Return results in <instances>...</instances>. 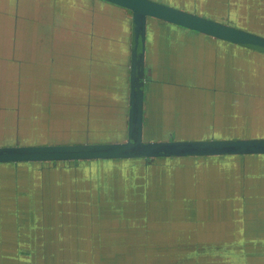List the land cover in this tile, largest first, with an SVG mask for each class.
I'll use <instances>...</instances> for the list:
<instances>
[{
    "label": "crops",
    "instance_id": "obj_1",
    "mask_svg": "<svg viewBox=\"0 0 264 264\" xmlns=\"http://www.w3.org/2000/svg\"><path fill=\"white\" fill-rule=\"evenodd\" d=\"M37 1L23 0V15H14V0H0V55L3 54L0 56V69H8L13 74V79L2 89V95L10 90L13 98V113L10 112L11 118L12 114L14 116L13 129L10 128L13 133L7 136V141H13L8 142L12 145L79 143L85 140L87 132L84 128L89 116H83L80 99L75 96L77 105L65 106L60 102L65 100V92L72 88L77 87L79 93L80 86L86 89L90 86L93 89L87 96L94 104L95 118L99 116V110L100 116L105 114L106 118H115L113 109L109 107L107 110L105 104H113L120 95L126 106L128 17L126 13L115 10L117 15L102 17V25L106 27L97 31L96 10L93 29L92 21L88 22L86 18L85 30H76L71 22L67 25L69 16L64 13L54 14L51 19L49 0H46L47 6L43 2L37 6ZM174 1L188 10L193 8L198 15L210 14V18L221 22L229 19L239 29L264 35L256 30L263 28L260 18L264 13V0H203L201 4L200 0ZM83 4L87 5V2ZM202 7L206 9L201 14ZM77 9L83 13L88 11L80 4H77ZM248 12L253 13L251 21L245 15ZM66 26L71 28L66 29ZM180 52L193 53L186 57ZM147 60L151 81L145 85L143 132L146 140L243 136L241 128L245 126L242 124L251 118L245 115L256 110L255 104L264 105L262 55L186 32L159 33L154 29L147 39ZM11 105L10 100H1L0 119L1 116L5 120L9 118L7 107ZM227 113L232 114L233 123L225 120ZM87 115H90V110ZM15 117L17 124H14ZM121 119L119 126L114 127L112 123L100 128L101 131L104 129L102 136L105 139L117 135L110 141L120 142V136H126V122ZM58 120H69V128L58 130ZM262 128L264 123L259 129ZM92 129L88 130L89 135L98 132L97 126ZM118 129H122L121 134L116 132ZM33 131L37 134L42 132L47 140L41 143L34 138L33 141L19 138L21 132L35 136ZM50 132H62L71 140L53 139ZM262 135L264 132L259 136ZM250 162H256L255 166L261 169L243 178L232 179L234 184L238 183L231 186L232 191L224 190L223 193L213 185H206L204 200L207 201L201 210L194 208L196 204L193 201L187 202L185 209L189 208L192 213L193 207V214L200 218L201 223L196 227V236L195 227H192L188 246L209 248L207 255L213 256L215 250L211 247H221L223 240L235 248L250 245L249 254L234 251L232 261L227 262L264 264V156ZM211 215L215 219L217 216L229 218L232 223L225 226L226 222L218 221L214 225L210 222L212 220H208ZM231 233L229 238L222 237V234ZM221 256L222 252H219L211 258V263L221 264Z\"/></svg>",
    "mask_w": 264,
    "mask_h": 264
},
{
    "label": "water",
    "instance_id": "obj_2",
    "mask_svg": "<svg viewBox=\"0 0 264 264\" xmlns=\"http://www.w3.org/2000/svg\"><path fill=\"white\" fill-rule=\"evenodd\" d=\"M98 1L121 8L129 13L125 140L102 142L105 140H98V138L96 141L95 139L91 141L89 138H85L79 143L63 141L52 144L23 145L16 143L11 146H0V167L2 164H12L11 172L16 175L20 167H25L20 166L21 164L29 163L145 162L146 165H150L153 162H166L175 169L177 178L174 182L162 180L167 185L163 186L165 189H160L157 187V184L161 182L157 178L160 174H152L145 170L143 177L138 180L137 192H123L120 196L121 205L126 206L130 203L129 211L137 209L136 218L134 216L126 220H113L109 216L123 207L116 206L111 210L106 207L107 209L97 210L95 189L91 190L87 196L88 199L79 195L76 196L78 200H74L69 190H63L61 196L63 206L66 208H63L62 221H68V212H76V207L73 208L74 205H78L77 213L84 209V205L89 208L87 214L83 212V216L77 218L80 225L75 224L74 228L67 226L65 228L55 218H48V214H45L42 220L39 219V215L34 216V193L39 191L40 177L43 172L41 169L37 172L33 170L30 176L34 180H31L30 185L24 184L25 179L21 185L13 189V203L17 204H13V215L0 212V264H86V262L101 264L97 258L100 246H107V248H111L112 252L119 250L121 253H125L128 248L129 255H126V260L129 263H134L136 260L137 264H146L153 254L157 258H164V263H158L160 260L154 259L153 264H218L211 263V258L222 252L221 264H233L227 261H232L234 251L249 254L252 246L235 248L223 240L221 247H211L215 250L213 256L209 253V256L207 255L209 248L188 246L189 238L193 234L192 227H195L196 236V227L201 224L200 218H196L189 208L188 210L185 207L175 210V205L169 203L167 193L173 186L178 185L180 186L179 192L184 195L186 206L187 202L193 201L196 204L194 208L201 210V207L204 206L203 203L207 201L204 200V186L213 185L222 192L224 190L232 191L231 186L238 184H234L232 179L243 178L251 172L260 170V167L255 166L256 162H250V160L264 156V137L251 136H259L264 132L262 130L264 128L259 129L264 123V105L262 103L255 104L254 112H251L250 115L244 114L245 117L250 116L251 118L242 124L245 126L241 128L243 136L216 138L211 135L201 140H177V138L146 140L143 132L145 85L151 81L149 79L151 70L147 63V23L149 19L158 20L262 56H264V35L239 29L231 24L229 19L221 22L220 19L205 18L198 15L193 8L188 10L185 6L177 8L154 0ZM87 13L88 16L86 15L84 18L85 20L88 18L89 22V20L91 21V11L90 17L89 11ZM66 20L67 25L71 22L75 28H80L85 24H79L77 21L72 22L73 18L70 15ZM69 28L71 27L66 26V29ZM85 28L86 26L80 30H85ZM92 89L93 87L90 86H87V89L80 86L78 93L77 87L72 88L69 92H65L67 96L63 102H60V105L70 106L74 103L77 105V101L74 102L75 96L76 99L87 101V107L89 106L90 110L94 104L87 95ZM7 93L10 95V90ZM231 115L227 113L225 120L233 123ZM5 121L0 122V143L8 139L5 135L7 131L3 130L10 127ZM65 121L58 120V130L63 131L69 128V120ZM87 121L89 122V120ZM227 129L234 131L232 127ZM84 132H87L84 137H88L87 126L84 128ZM225 133H228L227 130ZM252 133L254 134L252 135ZM80 172H82L81 168ZM69 173L71 172H65V168L59 170V174L66 178L70 176L66 175ZM83 185L85 184L83 183ZM21 190L22 195L17 192ZM83 191L82 189L81 193L85 195ZM153 194H157L158 203L153 201V198L155 199ZM58 197L60 196L57 195ZM107 199H110L108 195ZM28 200H31L29 208L26 205ZM160 200L165 202L166 209L177 212V214L171 213V216L174 215L176 218L168 217L161 225L159 224L161 221L156 217V214L160 213L159 209L163 207ZM194 208L192 207L191 210ZM99 211H103L102 219L98 217ZM212 216L208 220H212L210 222L214 225L218 224V221L226 222L225 226H228L227 223H232L229 218L217 216L215 219V216ZM76 226L77 228H75ZM101 226L105 227L101 229ZM72 236H76V238ZM230 236L232 233L230 235L222 234L223 238ZM119 237H122L120 242L114 239ZM100 239L103 241L107 239V242L100 243ZM116 242L118 243L116 244ZM134 248H139L140 251L137 255L130 256L134 252ZM169 256L173 259L166 260L165 257Z\"/></svg>",
    "mask_w": 264,
    "mask_h": 264
},
{
    "label": "trees",
    "instance_id": "obj_3",
    "mask_svg": "<svg viewBox=\"0 0 264 264\" xmlns=\"http://www.w3.org/2000/svg\"><path fill=\"white\" fill-rule=\"evenodd\" d=\"M34 1V0H33ZM81 2L85 3L87 2V5L80 6L86 10H91V21H92V29L93 24L96 23L93 17V13L97 10L98 11V19L96 23L97 31L104 29L105 26L102 24V17L104 16H115V10H119L121 12L126 13L128 24H130L129 19V13L121 8L115 7L113 5L98 1V0H80ZM51 2V1H50ZM55 7H54V14H65V16H72V18L77 21L79 24L84 23V16H88L87 12H79L76 4V0H55ZM24 4L23 0L20 2V0H15L16 4V10L14 15H21L22 9L21 4ZM63 3L65 5H63ZM79 13L81 15H79ZM50 15H53L52 12L49 13ZM85 25H83L81 28H74V29H82ZM157 30V32H186V34L193 35L194 37H204L207 39H211L217 42H221L230 46H234L232 44L216 40L213 38H210L208 36H203L201 34L170 25L158 20L149 19L147 23V39L150 36V32L152 30ZM237 47V46H236ZM240 48V47H238ZM249 51V50H248ZM193 52H180L181 56L188 57ZM148 63V62H147ZM148 66L150 67L149 63ZM186 66V63H185ZM187 67V66H186ZM78 104V102H77ZM88 102L80 100V106L82 108V114L83 116H89V122L86 124L89 131H93V127H98V133H93L89 136L91 138L97 137L101 138L103 137V131H101V127H107L108 125L119 126L120 118H123L124 115H120L118 113H115L114 111L112 114L115 116L112 119L106 118L105 114L100 116L101 111H98V115L96 118L95 113L93 112L94 108L90 109V115H87V112L89 110V106L87 107ZM92 105V103H90ZM229 108V107H228ZM109 114V113H108ZM125 122L126 119L124 118ZM5 121V120H4ZM1 122V119H0ZM7 123V126L10 128L13 126L11 122L5 121ZM96 134V135H94ZM37 144V143H34ZM25 167H20L19 172H17L16 175H14L11 172V168H13L12 164H2L0 167V212H6L8 214L13 215V204L17 205L16 203H13V189H16L21 183L25 180L24 184L30 185L34 179L31 178L30 174L35 170V172L39 171L41 169L42 176L40 177V188L39 191L34 193L33 198V214L34 216L39 215V219H43L45 214H48V218H55L58 223L61 226L67 227H73L75 224L78 226L77 218L80 216H83V212L86 214L89 212V208L84 205V209H82L79 213H77V207L78 205H74L73 208L76 207V212H68L69 218L68 221H62V215L64 212L63 208H66L63 206V200H62V192L63 190H69L72 194V197L74 200H78L76 196L83 195L87 198L89 193L92 189H95L96 193V203L98 204L97 210H104V208L107 207L106 202L115 201L117 202V205H120V207H123V209H119L115 211L113 215H109L113 220L120 219V220H126L127 218L134 217L135 214H137V209L134 210H128L130 203L125 205H121L122 200L120 198L115 199H107V192H112L116 195H122L123 192H137L139 182L138 180L143 177V173H145V170L150 171L152 174H160L157 178L161 180L159 184H157V187L160 189H165L163 186L167 185V183L164 181L174 182L177 178L175 169L170 167L168 163L166 162H153L150 165H146L145 162H68V163H29L27 165H20ZM147 167V169H145ZM65 168V172H71L66 175H70L69 177H64L63 175L59 174V170ZM80 168L82 172H80ZM190 169V168H188ZM211 169V168H210ZM209 169V170H210ZM83 174V175H82ZM39 176V175H38ZM32 180V181H31ZM85 185L82 186L83 183ZM85 193L82 194L81 191ZM20 195L23 194L22 190L19 192ZM57 195L60 197L57 198ZM92 195V194H91ZM155 199L153 198V201H157L158 203V196L157 194H153ZM84 200V198H82ZM88 199V198H87ZM93 201V199H92ZM136 202V200H135ZM31 204V200H28V203L26 204L29 208ZM93 204V203H92ZM160 204L163 205L162 209H159L158 214H156V217L161 221L159 224L161 225L162 222L164 223L167 218L173 217L176 218L174 215L171 216V213L177 214V212L170 211L166 209L164 206H166L165 202L160 200ZM19 206V205H18ZM136 207V206H135ZM107 209V208H106ZM91 210V209H90ZM92 211V210H91ZM107 212H109L107 210ZM194 211L192 210V213ZM195 213V212H194ZM44 214L41 218V215ZM103 211L98 212V217L100 219L103 218ZM138 217V216H137ZM209 216V219H211ZM122 218V219H121ZM136 218V216H135ZM36 218L34 217V221ZM25 221V220H24ZM170 221V219H169ZM80 225V224H79ZM77 226L75 228H77ZM105 227V226H104ZM101 226V229L104 228ZM158 229H161V227H158ZM165 231V230H163ZM169 233V232H168ZM163 234V233H162ZM73 238H76V236H72ZM103 238V237H101ZM108 239V236H107ZM107 239L103 241L102 239L99 240V242H107ZM115 240H119L118 242L122 241V237L114 238ZM113 242V240H111ZM116 242V244L118 243ZM111 243V242H110ZM170 249V246H169ZM98 254L97 258L99 259V262L101 264H137L136 260H134V263H129L126 259V255H129V251L127 252L128 248H126L125 253H121V251L117 250L112 252L111 248H107V246H100L98 248ZM139 248H134V252L131 253L132 255H137L139 253ZM171 255V254H168ZM154 259L160 260L158 263H164V258H157L153 254L151 257L147 260L146 264H153ZM166 260H171L173 257H165ZM92 263V262H91ZM88 264V262H86Z\"/></svg>",
    "mask_w": 264,
    "mask_h": 264
},
{
    "label": "rangeland",
    "instance_id": "obj_4",
    "mask_svg": "<svg viewBox=\"0 0 264 264\" xmlns=\"http://www.w3.org/2000/svg\"><path fill=\"white\" fill-rule=\"evenodd\" d=\"M154 1L161 2V3L169 5V6L177 5V6L180 7V5L177 4L174 0H154ZM202 1L203 0H200V4L202 3ZM42 2H43L44 5L47 6L46 0H39V1L36 2V5L40 6V4H42ZM55 3H56L55 0H49L48 12H52L53 15H54V12H55V10H54ZM77 3H82L83 4V2H81L80 0H76V4ZM63 5H65V4L63 3ZM205 9H206L205 7L201 8V14L204 12L203 10H205ZM15 10H16V4H15V0H14V2H13V14L15 13ZM21 15H23V14H21ZM53 15H50L51 19H53ZM204 15H205L204 16L205 18L212 19V18L209 17V16H211L210 14H204ZM1 55H3V54H1ZM5 55H7L9 57L8 54H5ZM44 63H46V61H44ZM10 79H13V74L8 69H0V85H1L0 86V102H1V100L3 98H5L7 100H10V102L12 103V105L10 107H7V110L9 112V113H7L8 117H9V118H7V120L9 122H11V124H12L13 123V117H14L13 114H12V119H11V113H13V98L7 93L8 90H7L5 95H2V89H3L4 86L9 84ZM109 107L112 108L115 113H118L120 115H124L121 120L126 118L125 102L123 101L121 95L119 96L118 101H113V104H109V103L105 104V108L107 110H108ZM17 121H18V119H16V117H15L14 124H17ZM1 122H4V117H2V116H1ZM124 122H125V120H124ZM28 130H29V132H32L30 129H28ZM3 131H7V134H5L6 136H9L10 134L13 133V131L10 128L5 129ZM33 133H34L35 136L30 134L32 136V137H30L28 133L26 135V134H23L21 132L19 134V138L21 140H24V138H27V139H30L31 141H33V138H34L35 140H38L41 143L47 140L43 135H41L42 132L37 134L36 132L33 131ZM16 134H18V132H16ZM50 136L53 139L65 138V139H67L66 141L71 140V137L67 138V136L64 135L62 132H54V133H51ZM117 137H118L117 135H112V136H109L108 138H106L107 140L104 138V136H103V138H99V139L98 138H90V136L84 137V138H89L91 141H94V139H98V140H105V141H102V142H111L110 139H116ZM212 137H216V136H212ZM256 137H264V135L256 136ZM15 138L19 140L18 137L15 136ZM120 138H121L119 140L120 142L125 140L124 136L123 137L120 136ZM181 139L182 138H177V140H181ZM201 139H205V138H199V140H201ZM190 140H196V138L195 139H190ZM4 141L5 142H1L0 143V146H11L12 144H10V143H13V141H7V140H4ZM8 142H10V143H8ZM179 190H180V186L177 185V186H173L172 189H170L169 192L167 193L168 196H169V203L170 204L173 203L175 205V210H177L179 208H183V207L186 206L184 195L181 194L179 192ZM107 195H108V198H110V199H115V198H118V197L120 198V196H121V195L113 194L112 192H109V193L107 192ZM116 206L119 207L120 205H117L115 201H110L107 204V207L109 208L108 210H111V209H113Z\"/></svg>",
    "mask_w": 264,
    "mask_h": 264
},
{
    "label": "flooded vegetation",
    "instance_id": "obj_5",
    "mask_svg": "<svg viewBox=\"0 0 264 264\" xmlns=\"http://www.w3.org/2000/svg\"><path fill=\"white\" fill-rule=\"evenodd\" d=\"M196 10H198V8H195ZM246 16H247V20L248 21H251L252 19H253V13H251V12H248V14L246 13L245 14ZM262 21H263V28H256V30L257 31H259V32H263L264 33V13H263V17H261L260 18ZM246 20V19H245ZM115 127V126H114ZM116 132H118L119 134H121V132H122V129H118V130H116Z\"/></svg>",
    "mask_w": 264,
    "mask_h": 264
}]
</instances>
